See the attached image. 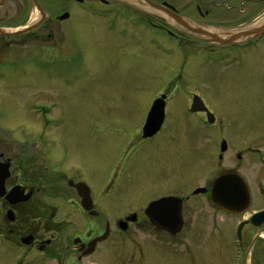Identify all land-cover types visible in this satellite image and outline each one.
<instances>
[{
	"label": "flooded vegetation",
	"instance_id": "af4514ba",
	"mask_svg": "<svg viewBox=\"0 0 264 264\" xmlns=\"http://www.w3.org/2000/svg\"><path fill=\"white\" fill-rule=\"evenodd\" d=\"M146 2L168 9L199 32L187 33L163 13H150L144 8ZM240 9L230 7L229 0H0V92L11 87L42 92L53 84L63 89L67 65L82 60L74 34L86 18L104 21L106 33L111 29L123 40L128 28L137 26L167 34L185 58L184 71L189 61L197 60L192 65L196 73L201 74L200 68L206 65L210 68L207 81L225 87L222 93L221 89L211 90L212 95L181 90L183 94L175 101L171 91L162 92L160 98L166 96L163 123L154 136L144 138V126L159 98L149 102L135 138L126 133L121 139L123 144L132 139L138 143L132 155L135 160L127 161V154L122 166H133L128 170L132 172L138 159L146 163L141 169L145 172V206L139 213H125L121 218L114 216L106 202L115 183L130 175H115L112 170L104 179L111 186L100 196L101 188L86 174L84 161L68 157L64 137H21L18 123L0 121V264H99L92 260L103 255L106 246L111 249L118 235L129 233H139L162 247L182 249V257L193 264L206 259L200 253L203 249L199 251V236L205 234L225 250L217 258L218 264H264V88L256 105L232 101L237 121L225 120V109L218 108L227 106L229 93L225 90L234 86L233 81L258 75L250 71L256 64L254 59L247 61L246 54L251 51L258 56L254 50L262 45L264 35L229 46L211 43L200 35L245 27L260 12ZM234 11L237 20L230 19ZM186 48L189 53L183 50ZM260 59L264 81V59ZM195 103L205 110L194 112ZM45 104L46 108L39 104L37 109L46 116L60 109L57 102ZM39 122L47 135L53 122L47 117ZM60 124L63 127V121ZM176 150L179 157L174 158ZM182 155L188 157L189 162H184L194 175L183 192ZM96 172L94 167L92 174ZM94 175L100 180L99 173ZM165 183L173 188H162ZM78 185L90 193V209H85ZM152 185H159L160 190L153 191ZM167 198L176 199L171 202L174 209H164L157 218L148 214L153 203ZM210 248L213 245L206 246L207 251ZM108 257L116 264L113 251Z\"/></svg>",
	"mask_w": 264,
	"mask_h": 264
},
{
	"label": "rangeland",
	"instance_id": "374dc122",
	"mask_svg": "<svg viewBox=\"0 0 264 264\" xmlns=\"http://www.w3.org/2000/svg\"><path fill=\"white\" fill-rule=\"evenodd\" d=\"M229 6L238 10H241V7L257 8L260 12L253 22L261 23L264 20V0H229ZM238 18L236 11L230 14V19ZM81 24L74 38L80 48L82 60L67 65L68 76L64 79L63 89L53 84L51 87H44V91L36 90L35 93L13 87L1 91L0 121L14 125L18 123L20 128L17 130L19 131L17 135L21 137H55V135L64 137L63 142L67 146L68 157L76 162L84 161L86 174H91L92 180L101 188L100 196L111 186L104 179L105 175L112 173V170H115V175L118 172L120 176L126 173L130 175L131 178L124 176L123 179H119L121 181L115 183L108 194L109 202H106L114 212V216L121 218L131 212L139 213L145 206L142 204L146 201L145 186L142 182L144 171H141L144 166L146 167L145 161L138 159L136 170L132 172L128 170L133 166L127 167L128 164L122 166L127 154H129L127 161L135 160L132 155L138 143L132 139L123 144L121 139L126 133L135 138L142 125L143 110L155 96L160 98L162 92L171 91L175 101L177 95L183 94L181 90H199L205 95L206 92L212 95V91L217 86L212 80L207 81L209 78L207 74L210 72L208 66L200 68L201 74L196 73L198 71L194 70L192 65L197 60L189 61L184 71L185 58L181 51L176 49L174 39L167 34H158L143 27L137 29L131 27L128 28L126 38L123 40L116 32L106 33L105 22L102 20L97 22L86 18ZM100 25L102 28L99 27ZM183 50L189 53V49ZM254 52L258 54L257 57L251 55V51L246 55L247 61L255 60L256 65L252 67L254 70L250 69V71L258 72L256 78L237 76L236 83L232 82L234 86L230 85L225 90L229 93L225 102L227 106L218 105V108L225 109L223 118L229 122L239 120L237 110L232 104L234 99H238L234 104L251 106L256 105L263 94V66L260 57L264 59V42ZM68 59H71L70 53ZM184 72H188V75L186 76ZM58 83L62 85L60 81ZM224 88L223 85L222 89L218 87L216 91L221 89L222 93ZM52 101L57 102L60 109L52 110L48 118L55 122L62 120L63 127L52 126L46 135L43 132L44 128L40 129V126H44L39 124V121L45 120V115L35 116L34 110L29 106L49 104ZM45 105L43 107L46 108ZM49 133L51 135H48ZM183 147L181 145V150ZM177 151L174 152V158L179 157ZM115 152L117 158L113 161ZM156 153L159 151L157 150ZM181 153L184 154L183 150ZM181 157L180 169H185L180 172L182 187L180 191L183 192L194 175L187 171L188 157L184 158V155ZM68 164L74 165L71 162ZM94 167L98 172L92 174ZM197 170L199 171V167ZM97 173L100 174V180L94 175ZM133 178L135 180H132ZM151 187L153 191L160 190L159 185ZM162 188L173 187L170 183H165ZM94 190L96 193V188ZM201 229L204 233L203 226ZM199 238V251L202 248L207 255L201 250L200 253L206 256V259H201L196 264H218L217 258L220 256L222 258L225 250L216 247V239L207 238L205 234ZM110 245L111 249L106 246L103 255L93 259L92 262L112 264V257L108 255L113 251L116 264H193L187 256L182 257L184 255L182 249L162 247L139 233L136 236H132L131 233L118 235L115 245L114 243ZM210 245H213V248L207 251L206 246L210 247Z\"/></svg>",
	"mask_w": 264,
	"mask_h": 264
},
{
	"label": "water",
	"instance_id": "95a60500",
	"mask_svg": "<svg viewBox=\"0 0 264 264\" xmlns=\"http://www.w3.org/2000/svg\"><path fill=\"white\" fill-rule=\"evenodd\" d=\"M146 5L151 8V9H156L158 10L159 12L161 13H164L166 16H168L173 22H175L176 24H178L179 26L193 32V33H197L199 31H197V29L190 25L189 23H187L183 18L173 14L172 12H170L169 10L163 8V7H160V6H157L151 2H146ZM261 32H264V26L260 29H256V30H251L249 32H233V33H229L228 35H225L223 37H219L217 36L216 34H210V33H201L202 36H204L205 39L209 40L210 42H214V43H221V44H230V43H236V42H239V41H243L246 37H248L249 35H255L256 33H261ZM165 98V97H163ZM197 102V101H196ZM196 104H194V107H193V111H204L205 109H202V108H196ZM162 107V109L160 108ZM163 108H164V102H163V99H160L158 101H156L152 107V110H151V113H150V116H149V119H148V124L146 125L145 127V133L147 134L149 131H147L148 127L150 124H153V123H157V121H159V119H157L156 117L158 116L159 114V111H163ZM162 119L160 120V123H161ZM155 123V124H156ZM159 124L157 126H152V127H158ZM145 134V135H146ZM80 192L81 193H85L83 191V188L82 186H80ZM176 199L174 198H167V199H162L160 201H157L155 203H153L150 207H149V210H148V214L152 217H160L158 216L159 215V212H162L164 211V209L168 208V207H173L174 209V206L171 205V202H175ZM91 202V199H90V196L89 194H84V207L86 209H90V204Z\"/></svg>",
	"mask_w": 264,
	"mask_h": 264
},
{
	"label": "bare ground",
	"instance_id": "6f19581e",
	"mask_svg": "<svg viewBox=\"0 0 264 264\" xmlns=\"http://www.w3.org/2000/svg\"><path fill=\"white\" fill-rule=\"evenodd\" d=\"M262 23V22H261ZM258 24H260V23H258Z\"/></svg>",
	"mask_w": 264,
	"mask_h": 264
}]
</instances>
